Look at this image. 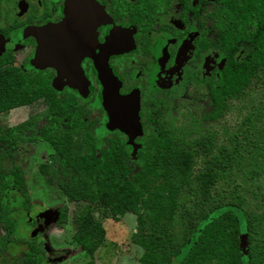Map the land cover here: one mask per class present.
<instances>
[{"label":"flooded vegetation","instance_id":"1","mask_svg":"<svg viewBox=\"0 0 264 264\" xmlns=\"http://www.w3.org/2000/svg\"><path fill=\"white\" fill-rule=\"evenodd\" d=\"M212 1L196 0L194 3L193 0H95L98 7L94 9L90 1L0 0V102H11L12 85L16 97L25 98L28 80L37 84L38 93L44 91L53 94L56 99L64 95L77 98L79 109L75 116L84 123L81 132L92 133L97 149L104 146V140L111 136L118 137L125 143L127 137L122 132L108 131L105 128L107 115L101 96L102 85L98 79L99 62L107 65L119 82L118 92L121 96L131 92L138 94V117L142 134L135 141L141 140L143 144L147 138L148 120L152 119V125L158 123L157 103L162 105L161 100L164 101V97L169 99L168 93L171 89H175V92L186 91L188 100L199 111L200 118L216 121L220 115L211 90L218 87L225 57L219 48L218 27L212 23L210 29L208 22L213 14ZM208 7L212 8L210 13ZM86 8L96 10L101 21L95 25V22L82 19L79 12ZM209 29L212 38L205 33ZM218 52L221 54L220 60H216L218 56L215 53ZM206 55H211V62L215 63L216 60V65L206 63ZM233 57L236 58V53ZM158 85L160 92H163L162 96H149L147 91H156ZM236 99L232 97L225 100V111L230 108L228 102ZM37 103L45 104V101L38 97L31 103L2 110L0 115ZM45 105V113L36 120L29 117L19 118L16 121L20 122L7 126L0 122V173L15 169L22 181L19 186L25 195L20 196L19 191L13 187L14 190L3 191L0 201L7 193L15 197L14 200L8 199V205L11 202L18 203V197H22L19 205L23 212H13L9 205L7 209L10 213L13 212L9 218L14 221V234L20 235V242L24 243L26 232L31 231L36 235L34 250L39 258L37 264L43 260V254H47L39 234L43 233L42 229L45 227L44 219L39 214L47 209L29 215L30 201L25 194L22 164H14L13 161H19L16 144L21 140H24L22 143H28L27 134L33 128H38L39 134L31 141L43 140V131L48 128L45 116L47 104ZM89 108L99 109V117L88 125L91 113ZM202 109L205 110L204 113ZM212 112L215 116L213 118ZM248 117L249 114L246 121ZM12 119L9 121H14ZM69 119L64 118L59 128L70 126ZM244 120L245 118L243 123ZM38 122L41 123L37 125ZM98 142L101 144L97 147ZM129 147L126 144L130 154ZM231 150L234 157L235 147ZM56 155L58 157L57 153ZM11 163L13 165L10 166ZM36 169L44 175L43 170L46 168L42 163ZM3 184L0 183V188ZM24 222L28 225H24ZM5 233L0 223V238ZM12 235L13 233L8 236L11 238ZM53 253V250L49 251L50 256Z\"/></svg>","mask_w":264,"mask_h":264},{"label":"trees","instance_id":"2","mask_svg":"<svg viewBox=\"0 0 264 264\" xmlns=\"http://www.w3.org/2000/svg\"><path fill=\"white\" fill-rule=\"evenodd\" d=\"M211 5L212 16L219 22V48L225 57L218 87L211 90L220 115L227 107L226 99L241 98L250 89V84H263L264 87V0H213ZM240 47L245 53L236 59L233 55ZM36 85L27 80L26 97L21 99L16 97L12 85V100L0 102V111L43 98L47 104V130L54 134L49 140L58 154L62 179L59 189L68 201L97 203L106 208L114 220L125 213L135 214V232L130 240L142 249L138 264H264V244L249 247L248 243L247 253L243 255L238 251L240 239L237 235L244 232L248 235L250 222L246 213L234 205L202 213L195 223L189 224L191 235L184 239L172 233L179 207L178 193L181 185L188 181L192 156L179 150L158 127L159 123L152 132V119L147 121V138L133 156L128 153L126 143L115 136L104 140V146L97 149L92 133L81 132L84 123L75 116L79 109L78 99L71 95L56 99L53 94L38 93ZM213 114L212 118L215 117ZM64 118H70V126L60 129ZM248 118L244 120L246 127L252 124ZM106 123L105 128L113 131ZM223 159L222 166L217 162L214 172L210 170L197 179L203 201L208 197L215 177L232 162L233 155L231 157L224 150ZM135 167L139 168L137 172L133 171ZM43 172L47 174L46 169ZM0 183L5 184L0 188V196L3 191L14 189L20 196H25L15 169L0 173ZM8 206L0 205V223L6 232L0 238L2 262L5 260L3 251L14 242L8 236L15 232L14 221L9 218L13 212L10 213ZM103 238L101 224L86 212L77 222L72 239L90 256L102 244ZM38 259L34 249L27 250L22 253L19 264H37Z\"/></svg>","mask_w":264,"mask_h":264},{"label":"rangeland","instance_id":"3","mask_svg":"<svg viewBox=\"0 0 264 264\" xmlns=\"http://www.w3.org/2000/svg\"><path fill=\"white\" fill-rule=\"evenodd\" d=\"M195 1L193 0L194 3ZM211 9L207 8L208 13ZM208 22L210 29L212 23H215L217 27L219 26V22L214 16ZM210 29L209 32H204L212 38ZM244 53L245 49L240 47L236 53V59ZM217 54L215 53L218 56L216 60H220V52ZM210 56L206 55L207 62H205L216 65V60L215 63H212ZM158 87L152 93L147 91L149 96L160 97V94L162 96L163 92H160L159 85ZM263 88V84H252L241 98L228 102L229 110L220 114L216 121L200 118L199 111L188 100L189 96L186 95V91L175 92V89H171L168 93L169 99L164 97V101L161 100L162 105L157 103L159 109L157 114L158 127L165 131L179 150L188 152L192 156L191 171L188 181L181 185L178 193L179 207L174 216V226L171 228L172 233L178 238L184 239L191 235L189 224L195 223L202 213L211 212V210L221 206L234 205L246 213L250 222L248 235L245 232L237 235V239L241 238L244 242L243 244L238 243V251L243 255L247 253L245 247L248 243L249 247L264 244ZM58 96L61 95L58 94ZM45 110L46 105L44 103H37L4 112L0 115V122H4L7 126L20 122L16 121L19 118L29 117L36 120L38 116L45 113ZM90 111L88 125L99 117V109H90ZM204 112L205 110L202 113ZM248 114V120L252 124L248 129H245L246 125L243 123V119ZM9 119L14 121H9ZM40 123L38 122L37 125ZM156 126L152 125L151 130L155 129L156 131ZM37 134H39V129L33 128V131L27 134L29 135L28 143H22L24 140L20 139L21 142L16 144L17 153L15 152L19 161L14 160L13 163L22 164L25 177V194L30 201L29 215L41 209H54L58 212L57 220L43 227V233H39L47 252V254H43V260L39 264H138L142 249L130 240L131 234L135 232V214L125 213L114 220L109 211L97 203L87 204L81 201H68L58 186L62 179L59 176L57 155L49 140V136H54V134L52 130L46 132L44 130L43 134L47 135L43 140L34 141L33 139L31 141ZM139 136L132 139L127 138L125 142L128 147L130 146L128 149L131 156L142 146L141 140L135 141ZM100 144L101 142H98L96 146L98 147ZM233 147L236 151L232 162L230 161L227 166H224V170H220L219 175L215 177L210 186L208 197L203 201L198 191L197 179L210 170L214 172L217 162H221L222 166L224 150L229 152L232 157L233 150L231 149ZM203 148L205 150H202ZM213 161H216L214 165L212 164ZM42 163L47 170L46 175L37 172L36 168ZM138 169L137 167L135 172ZM8 199L14 200L15 197L11 193L5 194L0 205L8 204ZM17 202L16 204L13 202L9 204L12 211L23 212L20 206L22 197H18ZM86 212L91 213L93 219L98 221L104 229L102 244L90 256L85 253L80 244L72 239L77 222ZM230 213L232 214V212ZM210 214L215 215L214 213ZM24 225H28V223L24 222ZM25 234L24 243L20 242L22 240L20 235L13 234L11 236L14 242L9 243L6 253L4 251L2 254L7 261H0V264H10L11 262L17 264L24 251L35 249L36 239L34 237L36 235H33L31 231ZM187 244L190 243L187 242ZM243 245L245 246L244 250L242 249ZM50 250L54 252L52 256L49 255ZM172 257L169 258L170 261ZM46 258L49 259L46 260Z\"/></svg>","mask_w":264,"mask_h":264},{"label":"water","instance_id":"4","mask_svg":"<svg viewBox=\"0 0 264 264\" xmlns=\"http://www.w3.org/2000/svg\"><path fill=\"white\" fill-rule=\"evenodd\" d=\"M76 1V0H74ZM79 2H86L96 9L97 4L95 0H77ZM78 12V11H75ZM85 21L90 20L95 25L100 22V16L96 10L91 11L89 9H81L79 12ZM103 14V13H102ZM77 15V14H76ZM104 16V14H103ZM110 43V42H108ZM98 65V79L102 85L101 96L103 100V106L107 115V127L109 129H116L122 132L128 139H132L142 134L141 125L138 117L139 100L138 94L129 93L126 96H121L118 92L119 82L113 76L107 65L97 63ZM86 95H83L85 97ZM44 219V225L54 223L58 218V212L56 210H45L39 214ZM36 233V232H35ZM240 243L244 242L240 238ZM244 245L242 249L244 250Z\"/></svg>","mask_w":264,"mask_h":264}]
</instances>
